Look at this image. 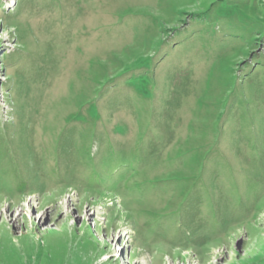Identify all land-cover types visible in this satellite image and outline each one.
<instances>
[{
  "label": "rangeland",
  "instance_id": "obj_1",
  "mask_svg": "<svg viewBox=\"0 0 264 264\" xmlns=\"http://www.w3.org/2000/svg\"><path fill=\"white\" fill-rule=\"evenodd\" d=\"M0 264H264V0H0Z\"/></svg>",
  "mask_w": 264,
  "mask_h": 264
}]
</instances>
